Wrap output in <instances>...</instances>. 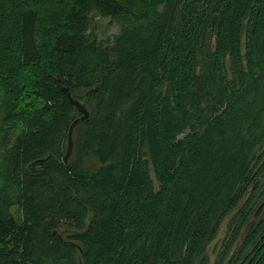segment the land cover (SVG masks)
<instances>
[{
  "label": "trees",
  "instance_id": "16d2710c",
  "mask_svg": "<svg viewBox=\"0 0 264 264\" xmlns=\"http://www.w3.org/2000/svg\"><path fill=\"white\" fill-rule=\"evenodd\" d=\"M259 209L264 0H0V264H264Z\"/></svg>",
  "mask_w": 264,
  "mask_h": 264
},
{
  "label": "rangeland",
  "instance_id": "374dc122",
  "mask_svg": "<svg viewBox=\"0 0 264 264\" xmlns=\"http://www.w3.org/2000/svg\"><path fill=\"white\" fill-rule=\"evenodd\" d=\"M92 25H93L94 31L96 32L99 43H101L104 47L109 48L111 45V40L113 36L118 32L117 23L112 21L108 17H97L96 16L93 18ZM88 163H92V162L88 161ZM12 210L16 218H18V209L13 208ZM260 210L261 209H259L257 213L261 214L264 212V210L262 211ZM61 230L62 229L60 228L58 232H61ZM225 230H226V221L222 224L217 237L207 247V254L210 258L211 263L216 258V253L219 250L220 242L225 235ZM241 239L242 238H240L239 241H241Z\"/></svg>",
  "mask_w": 264,
  "mask_h": 264
},
{
  "label": "water",
  "instance_id": "95a60500",
  "mask_svg": "<svg viewBox=\"0 0 264 264\" xmlns=\"http://www.w3.org/2000/svg\"><path fill=\"white\" fill-rule=\"evenodd\" d=\"M61 90L64 93V95L67 97V99L69 100V102L76 108V110L80 113H82V117L80 119L75 120L71 127H70V131H69V144H68V149L66 152V155L64 156V162H67L68 157L71 154V149H72V144H71V133L73 128L75 127V125L83 120V119H87L88 118V110H87V103L89 102L92 94H93V90H90L82 95L77 94L75 91H73L67 84H65L64 82H61ZM59 237L61 238L62 235L59 234ZM80 256H81V250H80ZM79 264H81V259L79 258Z\"/></svg>",
  "mask_w": 264,
  "mask_h": 264
}]
</instances>
